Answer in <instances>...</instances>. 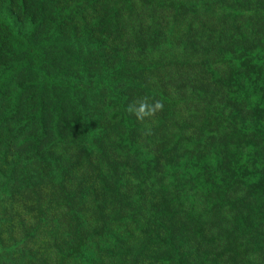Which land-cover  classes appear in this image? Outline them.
<instances>
[{
	"label": "trees",
	"instance_id": "obj_1",
	"mask_svg": "<svg viewBox=\"0 0 264 264\" xmlns=\"http://www.w3.org/2000/svg\"><path fill=\"white\" fill-rule=\"evenodd\" d=\"M6 75L10 262L264 264V0H0Z\"/></svg>",
	"mask_w": 264,
	"mask_h": 264
},
{
	"label": "rangeland",
	"instance_id": "obj_2",
	"mask_svg": "<svg viewBox=\"0 0 264 264\" xmlns=\"http://www.w3.org/2000/svg\"><path fill=\"white\" fill-rule=\"evenodd\" d=\"M7 75L5 76V79L2 80V83L0 85L1 88H3V85H6V80L8 79ZM259 122H262L263 124V127L259 131H257L260 133V136L256 138L251 137L250 139L247 140V147L249 149H252L254 146H257V145L264 146V132H263L264 113L257 115V117L254 119V125H257ZM254 130L256 131V128H254ZM243 135L245 137V133H243ZM207 191L209 192V194H211V189L207 188ZM5 246L6 245L0 243V264H13L12 262L9 261V258H8L9 256L7 255Z\"/></svg>",
	"mask_w": 264,
	"mask_h": 264
}]
</instances>
